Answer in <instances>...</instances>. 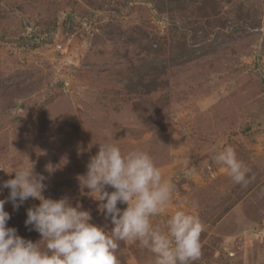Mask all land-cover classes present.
<instances>
[{
  "label": "rangeland",
  "instance_id": "374dc122",
  "mask_svg": "<svg viewBox=\"0 0 264 264\" xmlns=\"http://www.w3.org/2000/svg\"><path fill=\"white\" fill-rule=\"evenodd\" d=\"M104 142L147 152L173 183L154 226L199 217L195 264H264V0H0V184L34 164L46 198L110 229L78 180ZM225 146L246 186L213 161ZM39 203H5L33 242ZM118 243L119 264H154L139 241Z\"/></svg>",
  "mask_w": 264,
  "mask_h": 264
},
{
  "label": "clouds",
  "instance_id": "9594fccd",
  "mask_svg": "<svg viewBox=\"0 0 264 264\" xmlns=\"http://www.w3.org/2000/svg\"><path fill=\"white\" fill-rule=\"evenodd\" d=\"M98 145L78 180L82 190L87 188V194L101 202L99 209L112 227L92 222L91 213L79 204L73 206L67 197L46 198L45 177L35 172L34 164L22 166L8 172L14 177L0 184V192L9 189V195L0 199V264H119V241H139L153 254L154 264H195L200 258L204 226L198 216L176 210L163 226L152 223L153 217L165 213L174 191L153 158L140 150L124 153L114 143ZM212 159L234 183L247 185L249 169L231 146L216 151ZM29 198L40 203L27 209L25 225L40 233L43 248L7 226L10 213L5 203L11 201L18 209ZM118 203L127 207L121 209Z\"/></svg>",
  "mask_w": 264,
  "mask_h": 264
}]
</instances>
